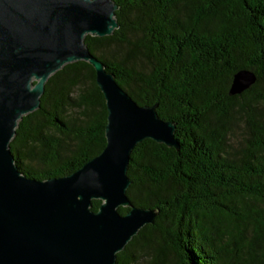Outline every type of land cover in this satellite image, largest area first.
I'll return each mask as SVG.
<instances>
[{"label":"trees","instance_id":"1","mask_svg":"<svg viewBox=\"0 0 264 264\" xmlns=\"http://www.w3.org/2000/svg\"><path fill=\"white\" fill-rule=\"evenodd\" d=\"M112 1L118 27L84 43L137 104L157 103L179 145L132 149L126 194L158 213L115 264H264V0ZM239 71L255 81L230 95ZM106 114L93 67L65 64L18 121L15 164L39 180L74 172L104 148ZM240 119L247 134L234 152Z\"/></svg>","mask_w":264,"mask_h":264},{"label":"water","instance_id":"2","mask_svg":"<svg viewBox=\"0 0 264 264\" xmlns=\"http://www.w3.org/2000/svg\"><path fill=\"white\" fill-rule=\"evenodd\" d=\"M112 0H0V264H115L116 253L158 209L126 194L132 149L151 139L178 150L175 123L139 105L84 43L118 27ZM86 61L106 107L105 146L74 172L45 180L21 173L9 148L18 121L40 106L50 75ZM255 81L233 76L229 94ZM34 82V83H33ZM101 200L96 211L92 200ZM129 207L126 214L118 207Z\"/></svg>","mask_w":264,"mask_h":264},{"label":"rangeland","instance_id":"3","mask_svg":"<svg viewBox=\"0 0 264 264\" xmlns=\"http://www.w3.org/2000/svg\"><path fill=\"white\" fill-rule=\"evenodd\" d=\"M245 129L246 124L244 119L233 123L231 130L228 132V140L232 151L238 152L240 144L247 134Z\"/></svg>","mask_w":264,"mask_h":264}]
</instances>
